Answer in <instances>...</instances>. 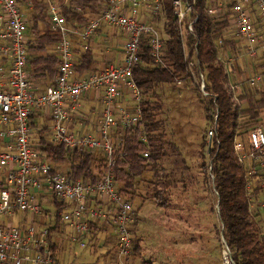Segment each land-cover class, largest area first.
<instances>
[{
  "label": "built area",
  "instance_id": "built-area-1",
  "mask_svg": "<svg viewBox=\"0 0 264 264\" xmlns=\"http://www.w3.org/2000/svg\"><path fill=\"white\" fill-rule=\"evenodd\" d=\"M43 1L45 25L58 35L53 46L57 75L46 87L33 84L28 71V31L37 15L33 1L0 0V264H54L65 242L86 248L92 226L103 222L111 226L116 238V261L128 264L134 245L135 210L132 200L118 191L114 168L117 158L125 156L127 132L141 126L143 119L133 70L146 65L142 60L145 50L153 66L166 68L163 44L169 35L164 30L163 0H95L97 11L91 14L88 10L84 22H68L64 17L63 9L82 12L79 6L71 7V0ZM203 2L205 15L214 22H226L213 45L226 75L225 87L234 105L244 110L243 87L261 91L264 73L240 83L234 60L264 54V0ZM198 4L199 0H172L171 9L179 25L188 80L206 97L205 74L199 69L196 51L188 47ZM105 30L111 36L103 33L104 39H120L121 59L92 71L79 68L78 59L93 49L95 36ZM88 98L101 107L93 132L84 130L90 120L82 102ZM215 132L216 117L207 133V148ZM141 140L147 142L145 136ZM232 143L246 177L247 197L250 200L256 189L264 194V128L255 125L240 132ZM43 147L61 149V161L54 163ZM84 152L104 160L94 183L67 177L70 156ZM143 157H148L147 151ZM60 166L66 168L60 170ZM211 179L213 183V176ZM261 202L259 206L264 208ZM56 204L63 207L57 219ZM252 210L249 204V212ZM17 211L30 217L15 224ZM56 225L59 229L53 231ZM62 227L70 233H63ZM228 254H224V264H232Z\"/></svg>",
  "mask_w": 264,
  "mask_h": 264
},
{
  "label": "trees",
  "instance_id": "trees-1",
  "mask_svg": "<svg viewBox=\"0 0 264 264\" xmlns=\"http://www.w3.org/2000/svg\"><path fill=\"white\" fill-rule=\"evenodd\" d=\"M32 1L37 15L32 18L33 24L28 31L30 53L28 71L33 84L46 87L52 84L57 75V57L53 50L49 52L48 48L57 43L58 35L45 25L44 1ZM171 1H162V10L166 19L164 30L169 35L163 44V61L166 68L159 65L153 66L145 50L142 60L146 65L133 70V79L141 94L143 119L141 126L134 127L127 132L123 147L125 156L117 158L114 168L118 191L130 197V200H133L138 179L152 171L154 173L153 198L158 206L164 208L167 207L166 201L172 184L165 178L168 176L166 173L159 174V171L164 172L163 164L170 157H175L174 165L177 173L180 172L178 180L181 182L183 173L188 170L177 147L165 139L164 124L160 119L163 103L161 97L156 93L159 85H175L176 81L187 80L189 76L182 52L179 25L172 16ZM202 5H204L203 0H199L198 8L195 10L197 21L193 25L192 36L188 38V47L191 52L196 51L199 69L205 74L207 99L205 116L211 125L216 117V132L209 148H207L206 141L200 145L202 158L200 168L203 175L209 173L213 176V185L217 195L218 219L222 225L223 242L225 249L229 252V260L232 264H264V234L260 226V217L254 212H249V204H252V211H254V207L263 199L264 194L256 189L252 192L250 200L247 197L244 190L246 177L242 166L237 162L232 143L235 135L254 127L261 115L264 117V89L249 93L241 98L246 103L244 110H240L234 105L231 94L225 87L226 75L213 45V40L219 38L225 30L226 22L212 21L203 12ZM73 6L81 7L82 12H68L63 9V15L68 22L72 20L84 22L87 20L88 10L91 14H95L97 11L95 0H71V7ZM230 45L232 44L230 43ZM78 63L79 68L83 70H94L96 61L92 50L85 51L78 59ZM193 90L200 94L197 86L193 85ZM142 136L146 137V143L141 140ZM43 141L41 139L40 142L44 144ZM42 151L54 163L61 161L58 158V154L62 152L61 149L43 147ZM146 151L148 157L144 158L143 154ZM205 158L209 163L208 166L204 161ZM103 163V158L97 154L73 153L70 156L67 177L71 181L83 180L94 183L98 180ZM209 169L210 171H208ZM55 207L57 219L58 213L63 207L58 204ZM58 229V225H56L53 231ZM135 250L136 252L139 250L138 246L133 245L132 254H135ZM54 264L60 263L56 260Z\"/></svg>",
  "mask_w": 264,
  "mask_h": 264
},
{
  "label": "rangeland",
  "instance_id": "rangeland-1",
  "mask_svg": "<svg viewBox=\"0 0 264 264\" xmlns=\"http://www.w3.org/2000/svg\"><path fill=\"white\" fill-rule=\"evenodd\" d=\"M159 29L166 38L162 26H159ZM106 33L111 36L108 31ZM109 36L104 39L96 35L92 44L95 54L102 56L100 64L108 62L103 58V54L108 49L113 50V41L107 42ZM48 49L50 52L53 47ZM97 59H100V56H97ZM221 59L225 61L226 58L222 56ZM112 62L114 61H110ZM234 66V72L238 75L236 81L240 83L257 74L263 76L264 54L251 60L235 58ZM243 88L244 96L252 93L253 89L247 86ZM156 93L163 103L160 119L164 124L165 139L177 147L188 170L183 173L184 176L182 175V183L178 180L180 172L177 173L174 165L176 158L170 157L163 164L164 172L159 171V174L166 173L168 176L165 178L172 184L165 208L158 206L153 198L154 173L149 171L138 179L132 200L137 217L135 215L132 229L134 246H138L139 251H134L135 254L130 256L131 262L128 264H224V254H228V251L225 249L223 229L216 209L217 195L211 175L209 173L203 175L200 168L202 163L200 145L203 141L207 142V133L211 128L205 116L207 99L193 90V84L188 79L178 86L161 84L157 87ZM85 103L86 109H89L86 111L88 119L90 121L94 119L96 122L98 114L95 113L97 110L94 108L95 104L89 101ZM256 125L264 128V117H261ZM33 137V141L35 142V139L37 141L36 132ZM204 161L208 166L207 158ZM65 168L60 166L59 169ZM262 200L264 202V195ZM261 203L260 200L259 205ZM259 205L254 207L253 212L260 217V226L264 234V208ZM29 217L28 213L17 211L14 223L18 224L22 219ZM61 229L63 233L68 232L64 227ZM98 241L95 238L90 239L84 249L73 243L65 244L58 256L60 264H119L114 257L115 254L110 255L112 250L108 254L105 248L95 247L93 243Z\"/></svg>",
  "mask_w": 264,
  "mask_h": 264
},
{
  "label": "crops",
  "instance_id": "crops-1",
  "mask_svg": "<svg viewBox=\"0 0 264 264\" xmlns=\"http://www.w3.org/2000/svg\"><path fill=\"white\" fill-rule=\"evenodd\" d=\"M103 33H106V30L105 31H101L100 33H99V35L100 36H103ZM110 40H112L113 42H112V44H113V50L112 51H110L109 49H108V51L106 52V53H104L103 54V58H105V61L107 60L108 62H110V61H117V60H120L121 59V41H120V39L118 38V37H114V38H112V37H110L108 40H107V42L108 43H110ZM92 52H93V54H94V59H95V61H96V64H95V69H97V68H99V67H101L102 66V63L100 64V62L99 61H101V58H102V56L101 55H97V54H95V52L92 50ZM97 56L99 57L100 56V59H97ZM260 56V55H259ZM99 62V63H98ZM107 63V62H106ZM94 69V70H95ZM85 101H89V103H91V104H95V109H97L96 111H95V113H99V111H100V109H101V107H100V104L99 103H97L96 101H94V100H89V98L88 99H85L82 103H83V106H84V113L86 114L87 112V110H89V109H86L87 107H86V103H85ZM85 103V104H84ZM123 104V103H122ZM89 123V124H88ZM88 123H86L85 125H84V130H86V132H93L94 131V129H95V126H96V123H97V120H96V122L94 121V119L93 120H91V121H88ZM95 124V125H94ZM76 126H78V125H76ZM261 201H262V199H261ZM258 204H259V202H258ZM136 215V217H137V214H135ZM137 220V219H136ZM67 231L68 232H66V234H68V233H70V230L69 229H67ZM92 231L93 232H91L92 234L90 235V237H89V240L90 239H93V238H95V239H98L99 241L98 242H96V243H93V244H95V247H99V248H105L106 249V251H107V253L109 254L110 253V251L112 250V252L110 253V255L112 254L113 256H114V254H115V252H116V238H115V236H114V234H113V232H111L112 231V228H111V226L107 223V222H103V223H101L100 225H94V226H92ZM68 238V237H67ZM97 243H99V246H97ZM65 244L67 245V244H69L68 243V241L67 242H65ZM65 244H64V247H65ZM114 248V249H113ZM62 250V249H61ZM60 250V251H61ZM113 250H114V252H113ZM60 251L57 253V260L59 261V263H60V260H59V253H60ZM139 251V250H138ZM115 257V256H114ZM129 263L131 262V258L129 259V261H128Z\"/></svg>",
  "mask_w": 264,
  "mask_h": 264
}]
</instances>
